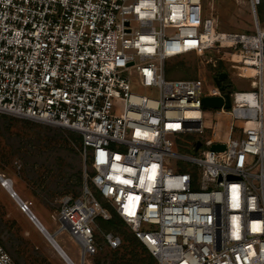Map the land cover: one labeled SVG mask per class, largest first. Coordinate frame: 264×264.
<instances>
[{"label":"built area","instance_id":"obj_1","mask_svg":"<svg viewBox=\"0 0 264 264\" xmlns=\"http://www.w3.org/2000/svg\"><path fill=\"white\" fill-rule=\"evenodd\" d=\"M262 1L249 0L255 32L246 33L200 17L204 0H0V113L81 137L91 172L79 195L62 198L58 219L84 260L122 245L112 230L96 236V218L113 211L158 264H264ZM188 53L258 81L232 85L231 106L214 109L231 117L228 136L212 132L202 156L174 152L170 136H204L212 128L202 99L227 91L217 71L205 88L200 78L170 79L167 61ZM248 68L255 76H244ZM0 264H15L2 245Z\"/></svg>","mask_w":264,"mask_h":264},{"label":"rangeland","instance_id":"obj_2","mask_svg":"<svg viewBox=\"0 0 264 264\" xmlns=\"http://www.w3.org/2000/svg\"><path fill=\"white\" fill-rule=\"evenodd\" d=\"M210 13L217 16L220 31L255 32V18L249 0H204L200 17ZM257 14L264 29V0ZM213 63H207L204 59L201 62L199 56L188 53L168 60L167 74L170 79L200 78L205 88L213 85L214 71L222 69L230 72L235 91L250 90L257 84L256 80L252 79L251 83L237 76V70L231 68L227 60H213ZM242 72L249 75L248 69H242ZM133 91L156 96L155 89L141 88L136 83L133 84ZM203 111L204 125L212 129L207 130L204 136L171 135L174 152L202 156L208 148L204 141L213 137L212 132L227 138L231 117L217 114L210 108H204ZM198 139L203 140V145L199 150H192L193 142ZM85 170L89 172V167L71 131L0 113V176L10 180L19 197L28 204L47 231L55 235L57 243L74 263L98 264L97 256H90L86 260L82 258L81 246L61 227L58 219L62 198L81 193L82 186L76 178L79 172L84 175ZM94 193L99 198L97 192ZM145 228L155 227L147 225ZM95 230L100 236L104 229L100 223H96ZM119 231L122 237L121 248L101 251L100 264H108L115 257L123 260V264H140L139 259L142 258L150 260L149 253L136 242L126 241L130 234L127 226ZM0 245L10 254L15 264H68L29 216L20 210L16 198L11 196L1 180Z\"/></svg>","mask_w":264,"mask_h":264},{"label":"trees","instance_id":"obj_3","mask_svg":"<svg viewBox=\"0 0 264 264\" xmlns=\"http://www.w3.org/2000/svg\"><path fill=\"white\" fill-rule=\"evenodd\" d=\"M263 2V1H262ZM262 2H261V4L260 5H262ZM259 5V6H260ZM220 70V69H219ZM168 73V72H167ZM71 133L74 135V137H75V141H76V143L78 144V146H79V148H80V146H81V137H80V135L79 134H77V133H75V132H72L71 131ZM86 165L89 167V163L86 161ZM88 172V171H87ZM89 172H91V170H90V167H89ZM88 172V173H89ZM76 181L79 183V185L80 186H82V184H83V181H84V175L82 174V173H78V175H77V178H76ZM77 196V195H76ZM112 213H113V217L110 219V220H105V219H103L102 217H97L96 218V220H95V225H96V223H100V226L104 229L103 231H109V230H112V231H114V232H117L119 235H120V231L119 230H121V228L123 227V226H126L125 225V223L120 219V218H118L116 215H115V213L112 211ZM130 232V234L129 235H127V237H126V241H131V242H136L145 252H147V253H149V259L150 260H148V259H146V258H142V260L141 259H139V261H140V264H158V262H157V260L150 254V252L148 251V249L139 241V240H137L136 238H135V236L132 234V232L131 231H129ZM96 236L97 237H99L98 236V233L96 232ZM122 238V237H121ZM121 248V246L119 247V248H117V249H109V248H103V249H101L96 255H94L93 257H95V256H97V263L98 264H100V261H101V257H100V253H101V251H103V250H106V249H109V250H119ZM117 252H115L114 254H113V256L116 254ZM145 254V253H144ZM135 255V254H134ZM136 256H137V254H136ZM124 259V258H123ZM103 264H107L106 262L104 263L103 262ZM108 264H123V260L121 261L120 259H118L117 257H115L114 258V260H109L108 261ZM124 264H126V263H124Z\"/></svg>","mask_w":264,"mask_h":264},{"label":"water","instance_id":"obj_4","mask_svg":"<svg viewBox=\"0 0 264 264\" xmlns=\"http://www.w3.org/2000/svg\"><path fill=\"white\" fill-rule=\"evenodd\" d=\"M226 76H227L226 72H223V73H220V74L216 75L214 77V80H215L216 84L221 85L220 84L221 83L220 80L223 79ZM222 88H223V86H222ZM202 104H203L204 108L217 109V108L222 107L223 105H224L225 108H229L231 106L230 94H229V92H227L225 94V100L223 98H221V97H204L202 99ZM199 145H200V142H197L196 149H198ZM211 148L213 150H215V151H220V150L225 149V146L223 144H221V143H215V144H213L211 146ZM8 190H9V193L11 194V196L14 197V191L12 193L13 189L10 187ZM15 197H16V200H17V203H18L20 201V198L18 196H15ZM27 215L29 216V218L31 220L36 221L42 227V229H44L46 231V233L50 236L51 240L59 247V245L56 243L55 235L54 234H50L47 231V229L44 227V225L40 222V220L34 216L33 213L29 212V213H27ZM65 228H67V227H65ZM61 251L63 252L64 255H66L62 249H61ZM66 258H68V261H70L73 264V262L69 259V257L67 255H66Z\"/></svg>","mask_w":264,"mask_h":264},{"label":"bare ground","instance_id":"obj_5","mask_svg":"<svg viewBox=\"0 0 264 264\" xmlns=\"http://www.w3.org/2000/svg\"><path fill=\"white\" fill-rule=\"evenodd\" d=\"M248 70H249V75L247 74V75H245L244 74V76H249V77H252V76H255V70L254 69H252V68H248ZM253 80H256L257 81V79H253ZM257 83H258V81H257ZM194 114H196V115H199L200 113H194ZM7 188L9 189L10 188V185H7ZM14 198H16V197H14ZM34 223H35V225L44 233V235L46 236V238L48 239V241L52 244V246L59 252V254L61 255V257L68 263V264H72L70 261H68V258H66V255L69 257V255L66 253V251L60 246V244H58L57 243V241H56V243L59 245V247L51 240V238H50V236L46 233V231L44 230V229H42V227L36 222V221H34V220H32ZM45 227V226H44ZM56 240V239H55ZM61 249L64 251V253L66 254V255H64L63 254V252L61 251ZM69 259L73 262V264H76V263H74V261L69 257Z\"/></svg>","mask_w":264,"mask_h":264},{"label":"flooded vegetation","instance_id":"obj_6","mask_svg":"<svg viewBox=\"0 0 264 264\" xmlns=\"http://www.w3.org/2000/svg\"><path fill=\"white\" fill-rule=\"evenodd\" d=\"M223 72H226L227 76L220 80V82H221L220 84H221V86H223L225 91L229 92L231 90V87H232L230 72L227 71V70L220 69V70L217 71L216 75H218L220 73H223Z\"/></svg>","mask_w":264,"mask_h":264}]
</instances>
